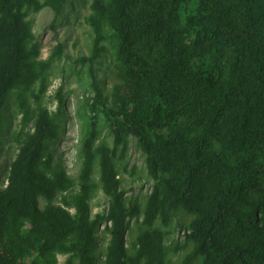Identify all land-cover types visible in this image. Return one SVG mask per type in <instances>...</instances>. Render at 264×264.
<instances>
[{"label":"trees","instance_id":"trees-1","mask_svg":"<svg viewBox=\"0 0 264 264\" xmlns=\"http://www.w3.org/2000/svg\"><path fill=\"white\" fill-rule=\"evenodd\" d=\"M193 1L191 12V0L91 1V43L76 63L87 65L94 94L73 188L54 164L56 117L40 104L63 46L43 59L27 20L48 9L54 27L68 0H0V133L12 97L19 127L33 121L0 189V264H98L104 222L102 264H168L178 209L193 216L180 264H264V0ZM104 42L117 68L107 98L93 74ZM99 117L112 145L98 141ZM131 140L152 181L143 207L128 202L116 169ZM95 163L106 213L89 203Z\"/></svg>","mask_w":264,"mask_h":264},{"label":"rangeland","instance_id":"rangeland-1","mask_svg":"<svg viewBox=\"0 0 264 264\" xmlns=\"http://www.w3.org/2000/svg\"><path fill=\"white\" fill-rule=\"evenodd\" d=\"M92 0H68L62 14L51 27L53 14L48 9L38 13L30 12L27 20L40 47V55L43 59L50 57L55 46L61 43L63 57L55 58L50 62V69L46 81V89L41 97L40 104L46 107L55 117L58 123V138L52 145L54 152V164H60L66 174L77 187V177L80 171V148L82 133V115L87 114L86 103L91 102L93 92L90 90L91 77L88 74L87 65L76 63L80 56L88 55L91 39L90 28L86 18L90 14ZM195 8V2L191 0L189 12ZM106 52L94 66L93 74L97 87L104 97H108L111 87L115 83L117 68L113 59V47L111 42H104ZM32 106L34 101L30 97ZM61 101V110L58 115V107ZM20 114L16 108L13 97L8 101L5 109V119L0 133V189L7 184V177L11 161L16 156L25 134L31 131L32 122L26 127H19ZM98 141H105L112 145L108 135V128L99 117ZM118 177L121 186L126 190L128 202L138 200L140 206H144L147 196L151 192L152 181L147 177L145 163L141 154L135 147V140H131L127 157L116 162ZM92 183L95 185L93 197L90 199L92 214L106 213L107 200L101 193L99 184V171L97 164L93 166ZM55 203H59L58 198ZM43 205V202H41ZM193 219L183 209H178L177 216L171 226L167 228L169 235L165 240L167 248L166 261L168 264H180L183 257L191 250V244L186 242V226ZM104 222L97 231L96 254L98 264H102L108 235L105 233ZM138 226L134 221L130 223L127 233V247L135 240ZM66 257L59 256V264H64ZM193 264H201V258L197 257Z\"/></svg>","mask_w":264,"mask_h":264}]
</instances>
